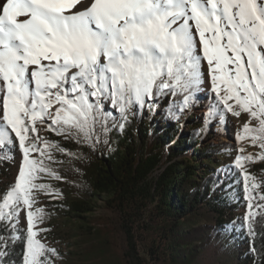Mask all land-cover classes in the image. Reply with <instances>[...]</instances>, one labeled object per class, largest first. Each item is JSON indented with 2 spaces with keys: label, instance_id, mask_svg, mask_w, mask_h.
Instances as JSON below:
<instances>
[{
  "label": "snow or ice",
  "instance_id": "6c2138e0",
  "mask_svg": "<svg viewBox=\"0 0 264 264\" xmlns=\"http://www.w3.org/2000/svg\"><path fill=\"white\" fill-rule=\"evenodd\" d=\"M204 85L216 101L205 124L246 114L237 143L260 149L238 147L234 159L251 232L253 208L264 214L252 202L264 181L245 167L264 162V0H0V150L18 145L22 156L14 183L0 192V225L15 243L26 220L23 264L59 256L38 238L47 214L34 205L53 190L37 181L63 179L49 166L59 163L53 151L74 155L42 131L94 149L162 98H173L169 114L179 119L171 109H188Z\"/></svg>",
  "mask_w": 264,
  "mask_h": 264
},
{
  "label": "trees",
  "instance_id": "16d2710c",
  "mask_svg": "<svg viewBox=\"0 0 264 264\" xmlns=\"http://www.w3.org/2000/svg\"><path fill=\"white\" fill-rule=\"evenodd\" d=\"M172 100L162 98L151 112L145 108L129 115L122 131L111 130L108 144L101 135L94 149L51 131L41 133L74 154L53 151L59 163L49 166L63 179L42 175L37 181L53 190V195L42 194L48 212L77 228L80 251L74 256L58 251L55 264H202L210 247L211 264H264V214L253 208L258 214L249 232L244 182L232 155L237 140L212 139V123L206 125L204 117L199 120L188 109H171L176 119L169 114ZM106 110L119 117L107 105ZM18 150V145L11 153L0 150V192L13 184ZM261 194L264 185L256 190L254 204H264ZM98 204L105 214L95 213ZM239 207L243 211L236 214ZM18 234L13 243L0 225V236L7 240V247H0L5 253L0 264H23L26 230L19 227Z\"/></svg>",
  "mask_w": 264,
  "mask_h": 264
},
{
  "label": "rangeland",
  "instance_id": "374dc122",
  "mask_svg": "<svg viewBox=\"0 0 264 264\" xmlns=\"http://www.w3.org/2000/svg\"><path fill=\"white\" fill-rule=\"evenodd\" d=\"M215 100L214 94L211 93L210 86L204 85L202 86V90L194 94V98L190 104L188 110H190L194 116L199 117V120L204 117L206 108L211 105V102ZM188 114V111L185 112ZM248 120V116L243 114L239 119L231 116L230 114L226 115V119L224 122H221L218 119H214L212 123V128L215 129V133L212 135V139L221 141L226 140L230 142H235L237 140V133L241 131L244 122ZM187 123L183 122V129H187ZM41 133L45 134L46 131H42ZM244 147L245 153H251L256 155L260 152L258 147L250 146L247 140H242L238 144V146L233 150L232 155L236 157L238 147ZM22 156L17 153L16 162H14V168L10 175V181L14 183L15 177L18 173L19 164L21 162ZM230 161V158H229ZM220 162L228 165L226 163V157L221 156ZM245 167L248 171L257 178L258 181H264V162H251L246 163ZM239 174L240 170L238 169ZM243 178V176L241 175ZM264 184H261V186ZM260 186V187H261ZM259 187V188H260ZM100 203V202H99ZM34 207L43 208L45 213L47 214L44 218L43 224L38 225V227L46 228L48 231L40 232L38 234V238L42 240L48 247L55 248L59 252L65 253L67 256H74L73 253H77L80 251L77 247V228L76 224L72 221L66 220L60 216L53 215L51 212L47 210L46 200L42 194L37 197V203ZM243 211L242 207H239L235 210V213H241ZM96 214H105L106 211L101 207L100 204L96 207ZM19 227H22L26 230L27 224L26 220L22 217L20 221ZM71 252V254H69ZM214 249L210 247L202 256L201 263L202 264H211L212 257L214 256Z\"/></svg>",
  "mask_w": 264,
  "mask_h": 264
}]
</instances>
